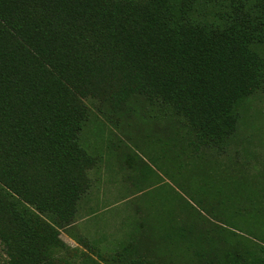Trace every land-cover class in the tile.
Here are the masks:
<instances>
[{
    "label": "trees",
    "instance_id": "1",
    "mask_svg": "<svg viewBox=\"0 0 264 264\" xmlns=\"http://www.w3.org/2000/svg\"><path fill=\"white\" fill-rule=\"evenodd\" d=\"M262 96L264 0H0L3 264H264V171L249 152L218 178L212 158L238 159L230 143ZM99 120L130 188L156 174L136 147L173 180L184 158L223 189L191 173L171 182L241 229L173 188L172 209L149 220L134 207L117 244L69 246L62 232L74 235L91 174L105 167L99 140L86 141Z\"/></svg>",
    "mask_w": 264,
    "mask_h": 264
},
{
    "label": "rangeland",
    "instance_id": "2",
    "mask_svg": "<svg viewBox=\"0 0 264 264\" xmlns=\"http://www.w3.org/2000/svg\"><path fill=\"white\" fill-rule=\"evenodd\" d=\"M251 105L253 108L250 111L251 118L249 119V122L247 124L243 123L240 125L239 131H238V134L236 137V142L232 141L230 143V146H229V151H231L230 153H232L233 155L236 154V157L238 159H234L232 156H229V157H227V156L222 157L221 156V158L223 160H225V163H221L222 159L220 158L219 153H217V155L215 153L214 156L212 157L214 159V165L217 166L215 168H216V172L218 174V178H226V176H229V174L232 172L233 168H236L238 166L236 162H238V161L242 162V161L248 160L247 154L249 152H250V154L253 155L252 159H250V161H251L250 166L251 167L255 166L257 170L264 171V96H262L260 99L257 98L255 100V102H253ZM100 122H101L100 120L97 121L96 123L92 122L88 127L89 131L86 132V130H85V132L87 134L86 141L87 142H93L94 140H97V141L99 140L100 144L102 145V147L105 150V152H103V154H104L103 157L105 158V160L103 162V165H105L103 171L106 172L105 173L106 178L108 176L109 180L116 179V178L121 180V176L117 172V169L113 171L110 167L112 162H115V156H114L115 152H110L109 150H106L107 147L104 145L105 141H111V140L114 141V137L111 135V131L109 130V128L107 130H102V128H101L100 130H98L96 132V129L99 126L98 124ZM116 141H118V139H116V137H115V142ZM121 144H122L121 145L122 148H124L123 143H121ZM136 149H138V150H136ZM136 149H135V151H137V153L148 163V165L155 170V173L159 174L160 176H156V174L151 175V182L148 185L140 186V188H138L139 190L130 188L129 184L127 185V184L120 183V185L123 184V186L120 188L122 191V194H121V192L119 193V196L117 194H114V197L124 201L122 206L118 209L119 212H122V213L125 212L126 213L128 208H129V210H131L134 207H135V210L140 209L141 206L143 205L144 210H145L143 215H144V217H146V219L150 220L151 218H156V217L160 216L161 210H167L168 211V210L172 209L173 202L179 198V196L173 192V188L184 196L186 193L184 192V190L179 185H176L175 183L171 182V180H173V178L170 177L171 175L169 174V176H168L161 169V166L159 167L158 165H155L145 155V152L140 147H136ZM168 158H169L168 164L172 165V167H173L174 166L173 160L176 159V156H172V153H170ZM181 162H182L181 164H183L184 166H182V169L179 172L176 169V168H178L176 165H175L176 168L174 169V167H173L171 170L174 174H176V176L174 178L175 180H173L174 182H176V181L182 182L186 178L189 179V173H191L194 177L191 175L190 181L191 182L194 181V183H196V185H198L200 183L203 185L209 184V186L210 185L214 186L217 183V190L221 189V188L223 189V185H221L222 184L221 181L217 182V180L214 179L212 181H206L207 183H205V181L202 179L201 171H199L198 169L197 170L199 172L194 171V167L192 164L185 166V164H184L185 159L184 158L182 159ZM159 165H161V164H159ZM247 169L248 170L246 172L245 178L249 179L247 182L250 183L252 168H247ZM160 177H162L163 181L160 180ZM153 181H155V182H153ZM229 181H230V184L233 183V180L231 179V177H230ZM109 184L110 183L108 182V184L105 185L106 190H110L112 188V186ZM168 184H170V186ZM205 185H204V187H205ZM232 185H235L234 192L236 195L237 184L233 183ZM249 185H251V184H248V186ZM226 186H229V185H226ZM244 186H246V185L244 184ZM259 186L260 187L264 186V179H263V181H261L259 183ZM97 187L98 188H96V191L98 189L103 190V189H101L102 186H97ZM224 189H225V193H232L231 187L224 188ZM100 190H98L97 193L95 192V196L98 195ZM186 195L188 197L185 196V198L188 201H190L204 215H206L207 217L212 219L214 222H217L218 224L224 225V226H226L230 229H233V230L237 229V228H235V226L236 227L239 226L236 224V220L234 219V217H233V219H227V217L222 216V217H220V220H222V221L213 219L207 213L205 208H203L201 205H198L197 201L192 199L188 194H186ZM123 201H121V202H123ZM163 204H165V206ZM114 211L115 210H112V211L108 212V214L112 215L115 213ZM223 221L227 222L228 224H230L232 226L224 224ZM104 225H105V227H108V224H106V222ZM238 228L241 229V227H238ZM109 237H111V235H109ZM3 260H4V256H3L2 248L0 246V264H3Z\"/></svg>",
    "mask_w": 264,
    "mask_h": 264
},
{
    "label": "crops",
    "instance_id": "3",
    "mask_svg": "<svg viewBox=\"0 0 264 264\" xmlns=\"http://www.w3.org/2000/svg\"><path fill=\"white\" fill-rule=\"evenodd\" d=\"M105 173L103 169H98L91 174L94 181L93 188L83 199L80 215H83L84 219L77 223V230L74 231V235L68 234L65 231L62 232L61 238L71 247H77L74 236H84L90 241L94 239L108 240L113 242V244H117L124 236L126 237L127 233L131 232L128 218L131 219V215H134V209L129 210L128 208L126 213L119 212L118 209L124 201L114 197V194L118 196L120 192L122 194L120 188L125 182L122 178L121 180L118 178L109 180L108 176L106 178ZM108 182L112 186L110 190H106L105 185ZM120 183L123 184L120 185ZM97 186H102L101 189L103 190L98 189L100 192L95 196V192L97 193L98 191H96ZM112 210H115V213L109 215L108 212ZM105 222L108 224V227H105Z\"/></svg>",
    "mask_w": 264,
    "mask_h": 264
}]
</instances>
